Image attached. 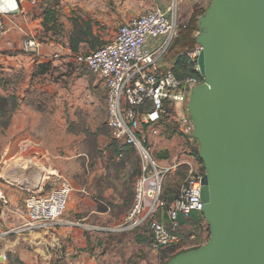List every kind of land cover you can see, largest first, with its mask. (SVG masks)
<instances>
[{"label": "rangeland", "instance_id": "rangeland-1", "mask_svg": "<svg viewBox=\"0 0 264 264\" xmlns=\"http://www.w3.org/2000/svg\"><path fill=\"white\" fill-rule=\"evenodd\" d=\"M210 2L211 0H170L169 4L175 6L177 24H179L180 21L189 18L194 3H202L208 7ZM14 35L8 33L0 37V55L3 57L25 55L20 49L24 41L30 38H34L40 47L51 41L62 48L70 44L67 35L64 34L31 35L27 32L22 34L20 39L18 35L16 38ZM4 42L11 44L9 50H4L6 49ZM88 46L90 45L81 47L78 53L92 51L93 49H86ZM39 51L40 48L36 54L28 56H34L38 60ZM173 54L171 52L169 58ZM43 57L48 59L47 56ZM59 60L60 63L55 66L50 63L45 64L48 69L39 86L47 91L39 100L45 112L32 115L30 122L35 128L33 136L52 150L56 148L60 155V158H55L51 162L52 169L56 171L53 173L54 177L42 180L45 194L50 193L63 181H68L74 190L64 214L54 229L48 232H34L30 235V239L29 237L16 239L18 236L28 234L21 233L0 240V264H83V262L132 264L142 261L146 264H162L165 260L161 258L165 254L170 257L205 244L209 239V233L208 225L203 222L197 229H192L190 226L182 228L179 245L164 250L152 249L147 227L133 233L116 234L123 238L121 248H116L114 245L108 250L95 247L96 243L104 238L103 232L89 231L88 228H112L123 223L133 204L135 178L131 176L132 163L137 162L141 166L142 160L135 150L133 153H124L122 149L127 147L117 145L111 138L106 127L105 88L100 79L85 67L75 63L74 56L63 55ZM36 73H40L39 67L36 68ZM12 75L13 72L0 71V97L6 101L4 105L6 115L0 114V163L6 171L5 181L19 198L17 205L19 214L23 216L24 202L33 186L30 184L31 178L26 181H19L16 178L14 152L18 147L16 140L29 136L31 130H28V133L18 130L20 118L26 115V112L21 110L22 104H26V101H20V96L16 95L18 90L22 89L18 87L15 90L16 81L5 85L9 77H14ZM36 94L38 101L40 94L39 92ZM14 96L17 99L15 104L10 99ZM185 115L188 116L187 111ZM181 129L182 127L179 126V130ZM183 144H185L183 139L170 130L166 133L162 132L156 144L150 145V150L153 158L162 167L169 166L173 164ZM114 146L118 149V154H122L120 159L117 155H110ZM164 153L167 159H158L157 156ZM63 155L70 156L71 161L63 162ZM110 157L112 160L109 159ZM175 172L166 176L164 184L175 178ZM102 178L103 183L100 182ZM95 183L108 186L102 196L93 191ZM129 193H132V198H129ZM100 208H107V211L102 214L95 212ZM157 219L165 226H169L165 210L157 216ZM20 222L14 223L11 227H17ZM87 238L89 245L84 246V240ZM81 255H85L87 259L81 260ZM90 256L93 260L89 258Z\"/></svg>", "mask_w": 264, "mask_h": 264}, {"label": "built area", "instance_id": "built-area-1", "mask_svg": "<svg viewBox=\"0 0 264 264\" xmlns=\"http://www.w3.org/2000/svg\"><path fill=\"white\" fill-rule=\"evenodd\" d=\"M29 1L37 5L42 0ZM15 11H18L17 0H0V37L7 34L4 17ZM177 36L175 6L152 8L121 24L108 43L74 57L75 63L97 76L105 88L106 127L111 138L119 146L135 149L142 160L141 173L133 185V204L123 223L88 230L124 234L147 227L154 250L178 246V215L202 216L203 207L200 188L204 173L199 171L190 153L188 145L195 139L191 120L185 115L190 90L202 83L197 65L201 47L184 49L170 59ZM39 48V43L30 38L24 41L21 51L30 55ZM179 59L185 60L196 75L186 76L181 69L177 70ZM170 125L175 126V133L186 147L172 165L162 167L153 158L150 145L154 146ZM121 157L119 153L117 158ZM181 166L186 167L187 174L177 199L166 211L169 226H165L157 219L164 209L161 200L164 179ZM3 169L0 163V180H6L1 176ZM71 193L67 181L48 194L29 192L20 224L4 228L3 216L11 210V203L0 189V240L13 234L51 231L64 214Z\"/></svg>", "mask_w": 264, "mask_h": 264}, {"label": "water", "instance_id": "water-1", "mask_svg": "<svg viewBox=\"0 0 264 264\" xmlns=\"http://www.w3.org/2000/svg\"><path fill=\"white\" fill-rule=\"evenodd\" d=\"M195 43L186 111L209 239L166 264H264V0H211Z\"/></svg>", "mask_w": 264, "mask_h": 264}, {"label": "crops", "instance_id": "crops-1", "mask_svg": "<svg viewBox=\"0 0 264 264\" xmlns=\"http://www.w3.org/2000/svg\"><path fill=\"white\" fill-rule=\"evenodd\" d=\"M17 2L18 11L4 17V26L7 25V27H5L7 34H15V38L18 35L19 39L22 34L27 32L31 35H37L39 33L44 35L64 34L67 35V39H69L74 33L85 32L89 35V37H87L89 38V42H81L79 44V51L84 45H90L86 48L88 50H96L113 39L118 27L121 24L126 23L130 19L149 9H166L170 5V0H42L37 5H32L29 0H17ZM194 4V8L191 11L189 18L180 21L178 24L179 26L190 21L193 16L198 13V11L206 10L208 8L206 5H202V3ZM53 17L56 20L55 22H51V20H49ZM102 35L104 36L102 37ZM107 35L109 36L107 37ZM15 42L16 41H14V43ZM4 44V48L6 47L4 50H9V48H11V44L5 42ZM171 52L174 54L170 59L178 54V51L175 50H172ZM78 54L81 53H72L68 45L62 48L51 41L46 42V45H42L40 47V51L38 53L40 58L38 60H36L34 56L32 57L28 55H11L9 57H3L0 55V71L3 73L13 72L12 76L14 77L9 78L12 80V83L13 81H16L15 90H17L18 87H22L21 91L18 90V94L16 95L20 96V101H26V104L23 103L21 107V110L25 111L26 115L20 118L18 130L23 131L24 133H28L27 131L31 130V133L29 136L20 137L16 140L18 147L14 152V159L16 161V178L19 181H26L31 178L32 182H30V184L33 187L32 190H27V192L37 191L40 194H45L42 188V185L44 184L42 180L54 177L53 173L56 171L52 169L51 162L55 158H60L56 148H53L52 150L47 144L38 141L33 136L35 128L32 122H30V119L32 121V115L36 113L39 114L41 112H45V109L39 104V100L40 97H43L47 92L43 88H39L41 85L40 82L44 76L37 75L36 68L40 64L49 63L55 66L60 63L59 58H61V56L68 55L75 57ZM43 56H47L48 59H45ZM34 74L36 75L34 76ZM38 92L40 95L38 96L37 101L36 93ZM16 113L18 114L19 112ZM184 147H186L185 144L182 145L179 154H182ZM69 157L63 155V162L69 163L71 161ZM180 157H182V155ZM1 176H4L5 178V168L1 171ZM70 186L73 191L74 187L72 185ZM0 189H2L11 203V210L7 211L5 216H3L4 228H11L14 223L20 222L23 217L19 214L17 205L19 198L15 194L14 190L9 187V183L5 180H0ZM100 190L101 186L95 183L93 191L98 193ZM95 212L102 214L99 210H95ZM133 232L135 231H132V233ZM31 234L32 233H28L26 235L18 236L16 239L20 240L23 237H26L23 239H27V237L30 239ZM122 242L117 244L114 241L112 242L110 248L112 245L116 248H121ZM84 246H87V240H84ZM85 255H81L80 259L85 261L87 259ZM89 258L93 260L91 256ZM83 264H85V262H83ZM137 264L146 263L142 261Z\"/></svg>", "mask_w": 264, "mask_h": 264}, {"label": "trees", "instance_id": "trees-1", "mask_svg": "<svg viewBox=\"0 0 264 264\" xmlns=\"http://www.w3.org/2000/svg\"><path fill=\"white\" fill-rule=\"evenodd\" d=\"M205 10H201L198 11V13H196L193 18L188 21L186 24L184 25H178V36L174 41V45H173V49L175 51H178V53L184 49H188V50H192L195 46V36L197 34V21L198 19L204 14ZM49 20H51V22H55V18H50ZM89 35L85 32L82 33H74L73 35L70 36L69 41V48L71 50L72 53L76 54L79 52V46L78 44L81 42H89ZM174 52V51H173ZM175 53V52H174ZM40 68V73H36L37 75H44L46 73V69H48V66L45 64H40L38 66ZM37 67V68H38ZM181 69L182 70V74L186 75V76H194L196 75V73L190 69L185 60H181L179 59L178 61V66H177V70ZM175 69V73L178 75V71ZM34 74V76L36 75ZM5 85L8 84H12V80L7 79ZM10 99L13 100L14 104L17 101V99L14 97H11ZM6 101L5 99H3L2 97H0V114H5L6 115V110H5V105ZM173 130V132H175V127L171 128L170 126H167V131ZM194 145V146H193ZM190 148V153L191 156L193 158V160L195 161V163L198 165L199 171L204 173V169H203V164L199 158L198 155V144L197 141L194 140V143L192 145H188ZM115 147V146H114ZM113 149H111L110 151V155L111 156H116L118 155V149L115 147ZM122 151L124 153H133V149L130 148H123ZM158 159L160 160H166L167 159V155L161 154L157 156ZM110 160H112V157L109 158ZM141 173V166L135 162L132 163V167H131V176L132 178L135 180L137 179V177L140 175ZM187 174V170L186 167L181 166L177 169V171L175 172V178L166 182L163 187V191H162V195H161V200L164 202V209L165 211H167L169 209V207L174 203V201L177 199L178 194H179V188H181L185 177ZM100 180V179H99ZM103 181V178L100 180L101 183ZM101 186V185H100ZM108 189V186L102 185L101 186V190L98 191V194H100V196H102V193ZM122 191L120 193V199L121 195H122ZM132 193H129V198H132ZM106 209L104 208H100L99 212L103 213L105 212ZM205 222L204 218L196 213H191L188 217H185L183 215H178L177 217V232H179L180 235V231L182 230V228H184L185 226H190L192 229H197L201 226V223ZM138 231V230H136ZM207 232L209 233V229L207 226ZM120 235V234H118ZM116 236V234H111V233H103L104 238H102L100 241H98L95 245L96 248H104L105 250H108L112 244V242H116L117 244H120L122 242L121 236ZM87 246L89 245V239L87 238ZM196 249V248H195ZM172 251V250H171ZM186 251H182V252H178L176 254H173L172 256L168 257L167 254L163 255L161 259H164L165 261L162 262V264H166L170 259H172L173 257H175L176 255L180 254V253H184ZM132 264H137V263H132Z\"/></svg>", "mask_w": 264, "mask_h": 264}]
</instances>
